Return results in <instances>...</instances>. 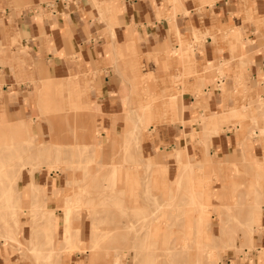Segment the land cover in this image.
<instances>
[{
    "label": "rangeland",
    "instance_id": "rangeland-1",
    "mask_svg": "<svg viewBox=\"0 0 264 264\" xmlns=\"http://www.w3.org/2000/svg\"><path fill=\"white\" fill-rule=\"evenodd\" d=\"M56 87L60 93L45 86L28 130L0 133V241L21 264H264V101L262 115L243 105L186 124L176 96L163 126L182 125L189 135L159 150L157 101L148 92L118 141L95 130L79 87ZM225 134L233 142L221 150L214 140ZM23 173L57 174L59 190L48 196L34 182L24 190Z\"/></svg>",
    "mask_w": 264,
    "mask_h": 264
},
{
    "label": "crops",
    "instance_id": "crops-1",
    "mask_svg": "<svg viewBox=\"0 0 264 264\" xmlns=\"http://www.w3.org/2000/svg\"><path fill=\"white\" fill-rule=\"evenodd\" d=\"M63 84L79 87L78 104L94 117L95 130L118 141L132 130L125 116L139 112L135 102L148 92L157 101L152 147L159 150L175 149L189 135L182 125L163 126L176 96L186 124L243 105L262 115L264 0H0V133L28 130L45 86L60 93ZM200 91L205 97L198 99ZM226 135L214 140L221 150L233 142ZM58 178L23 173L21 181L24 190L34 182L49 196L59 190ZM19 261L0 241V264Z\"/></svg>",
    "mask_w": 264,
    "mask_h": 264
},
{
    "label": "bare ground",
    "instance_id": "bare-ground-1",
    "mask_svg": "<svg viewBox=\"0 0 264 264\" xmlns=\"http://www.w3.org/2000/svg\"><path fill=\"white\" fill-rule=\"evenodd\" d=\"M41 90V89H40ZM39 99V98H38ZM262 104V103H261ZM264 105V104H263ZM264 107V106H263ZM144 108V107H143ZM147 108V107H146ZM141 109V108H140ZM139 109V110H140ZM145 109V108H144ZM141 110H143V109H141ZM146 110V109H145ZM178 158H179V156H178ZM192 184V183H191ZM36 185V184H35ZM191 186V185H190ZM36 187V186H35ZM193 192V191H192ZM191 194H193V193H191ZM256 194H259V195H261L258 191H256ZM194 196V195H193ZM221 198V197H220ZM192 199V198H191ZM195 201H197V200H195ZM197 205V204H196ZM253 211H259V209L256 207V209L255 210H253ZM253 211H251V213H250V216L252 217V222H253ZM204 212V211H203ZM201 220V223H200V225L202 224V220L204 221L205 220V216H202L201 217V215L199 216V221ZM47 221H49V220H47ZM46 221V222H47ZM7 223V222H6ZM16 223V222H15ZM51 223V222H50ZM10 225H11V223H10ZM14 225V224H13ZM199 225V230L201 229V226ZM0 226H1V224H0ZM15 226V225H14ZM7 227H9V226H7ZM7 227H5V228H7ZM43 229H45V230H47V231H49L50 233H54L55 234V232L50 228V226H49V224H45V225H42L41 226ZM13 230V229H12ZM10 231V230H9ZM208 231H210L211 232V230H208ZM11 232V231H10ZM200 233H201V231H199ZM12 233V232H11ZM69 230L66 228V230H65V234H64V236L66 237L65 239L66 240H69ZM200 233H198V234H200ZM251 234V233H250ZM199 236V235H198Z\"/></svg>",
    "mask_w": 264,
    "mask_h": 264
}]
</instances>
